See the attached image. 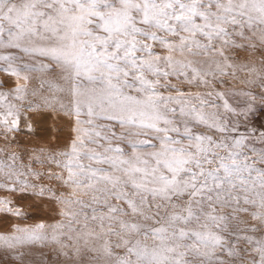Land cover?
Returning a JSON list of instances; mask_svg holds the SVG:
<instances>
[{
	"label": "snow or ice",
	"instance_id": "1",
	"mask_svg": "<svg viewBox=\"0 0 264 264\" xmlns=\"http://www.w3.org/2000/svg\"><path fill=\"white\" fill-rule=\"evenodd\" d=\"M253 41L264 45V0H0V71L46 74L68 103L42 97L29 108L63 112L71 136L40 161L61 169L49 173L61 187L5 173L19 180L12 191L50 193L66 219L50 235L17 226L0 243L50 238L64 249L69 239L103 264H264V147L250 146L264 145V123H251L257 111L264 120V91L218 88L243 67L264 89V68L233 63ZM232 96L246 98L242 109ZM6 116L16 130L14 105ZM0 212L23 215L8 199Z\"/></svg>",
	"mask_w": 264,
	"mask_h": 264
},
{
	"label": "rangeland",
	"instance_id": "2",
	"mask_svg": "<svg viewBox=\"0 0 264 264\" xmlns=\"http://www.w3.org/2000/svg\"><path fill=\"white\" fill-rule=\"evenodd\" d=\"M253 43L257 44V48L235 52L233 63L240 66L248 65L258 70L264 68V50H262L264 45H260L258 41H253ZM232 71H235L236 75L234 77H223L229 83L218 85V88L234 92L251 90L254 94L264 91L258 83L247 82L253 79L247 69L238 67ZM25 75L29 77L27 81H17L16 77L0 71V93H4L6 96V99L0 98V120L12 119V117L6 116L9 105H14L15 112L19 113V127L16 130L11 131L3 123H0V164L15 165L13 169L6 167L0 169V200H11L14 205L20 207L23 213L21 216H15L11 213L0 212V235L11 234L17 226L35 229L40 224L45 227L38 229V231L50 235V226L66 219L59 212L62 206L51 199L50 193L46 192L44 197L41 198L32 194L38 192V187L35 189L29 187L23 193L12 191L10 190L11 186L14 184L19 185V180L15 176L12 179H7L5 176V173L9 171L23 173L20 179L27 180L29 185H43L54 189L61 187L58 181L49 179V173H59L61 169L52 163H41L40 161H47L52 152L59 154V152L67 150V145L71 140L68 130L70 126L58 118L63 116V112L57 115L52 109L44 108L37 113L29 108L30 103H39L42 97L59 96L65 104L68 103L69 97L55 91V89H50L49 85L42 79L46 74L38 71L21 73V76ZM51 75L53 74H48V78ZM18 82L25 85L20 93L16 92ZM181 87H184V85H181ZM191 91H203V89L193 88ZM17 96L23 98L18 99ZM245 101L246 98L243 96L230 97V103L233 107L240 109L243 108ZM258 101L259 96H257ZM52 103L55 104L56 101H52ZM207 111L211 112L213 110L207 109ZM221 112H223V109H221ZM224 114L227 115V113ZM230 119L235 120L237 118L230 117ZM239 121L241 125L239 130L244 132L245 121L243 118H239ZM251 123L257 128L264 123L259 111L251 118ZM60 128L64 130L58 131ZM250 146H255L258 149L264 147L256 139H251ZM61 190L65 194L68 192L67 188H61ZM84 198L88 199L87 196ZM85 211L89 215L92 214L91 209H85ZM76 227H80V225H76ZM92 227H96V225L92 224ZM256 235H259V233ZM63 243L72 245V247L61 249V245L53 243L50 238L47 241L37 240L26 243L15 249H7L0 243V264H103L102 261L93 259L96 254L88 251L83 242L76 244L73 240L64 239ZM89 243L98 244L99 242L90 241ZM76 247L81 248L79 254L74 251ZM62 251H67L68 255L64 256ZM19 253L23 255H18ZM252 255L254 254H245L246 260L250 259Z\"/></svg>",
	"mask_w": 264,
	"mask_h": 264
}]
</instances>
